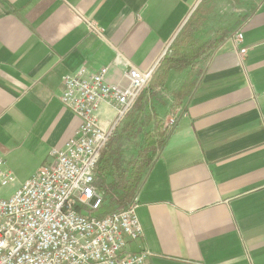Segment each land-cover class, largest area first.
<instances>
[{
  "label": "crops",
  "instance_id": "0c3cea01",
  "mask_svg": "<svg viewBox=\"0 0 264 264\" xmlns=\"http://www.w3.org/2000/svg\"><path fill=\"white\" fill-rule=\"evenodd\" d=\"M212 7L206 29L218 45L154 92L166 132L135 193L142 235L127 245L148 250L147 264H264V0ZM198 8L206 44L204 0H0V158L11 190L80 124L60 101L65 75L106 67L108 83L126 86L127 69L159 64ZM113 116L103 104L101 123Z\"/></svg>",
  "mask_w": 264,
  "mask_h": 264
},
{
  "label": "built area",
  "instance_id": "2783aa9c",
  "mask_svg": "<svg viewBox=\"0 0 264 264\" xmlns=\"http://www.w3.org/2000/svg\"><path fill=\"white\" fill-rule=\"evenodd\" d=\"M242 39L238 32L232 40L239 44ZM245 51L240 49L241 54ZM157 66L145 70L130 66L125 72L126 86L108 83L106 67L97 72L82 67L62 78L61 104L80 124L62 147L51 150L50 162L8 198L0 197V264L148 263V250L127 248L142 235L137 196L126 207L99 216L105 195L96 184V175L102 150L132 111ZM103 104L114 111L107 126L100 120ZM175 122L171 115L165 125ZM2 164L0 158V187L13 182Z\"/></svg>",
  "mask_w": 264,
  "mask_h": 264
},
{
  "label": "trees",
  "instance_id": "16d2710c",
  "mask_svg": "<svg viewBox=\"0 0 264 264\" xmlns=\"http://www.w3.org/2000/svg\"><path fill=\"white\" fill-rule=\"evenodd\" d=\"M210 11L211 8L204 9L205 29L209 24L208 14ZM199 13L200 9L198 8L185 23L160 60L155 75L139 94L133 106L134 110H132L136 112L137 118L142 117V119H145L151 116L149 113H152L155 128L145 133L143 144H134V153L130 154V158L126 156L128 149L124 147L125 143L122 136H116L115 134L119 129L113 132L101 152L97 165L96 184L104 192L105 199L97 212L99 216L118 208H124L131 202L143 174L152 165L162 146L166 128L154 110L155 89L165 90V80L170 70L182 71L194 66L201 57L206 53L208 54L221 40L213 39L207 41L206 44H200L196 35L203 27L204 20L199 18ZM183 87V85H178L175 90L169 93L173 106L180 104ZM156 102L160 103L161 101L159 102L157 99ZM142 124L141 122L140 126ZM142 130L140 128V131Z\"/></svg>",
  "mask_w": 264,
  "mask_h": 264
},
{
  "label": "rangeland",
  "instance_id": "374dc122",
  "mask_svg": "<svg viewBox=\"0 0 264 264\" xmlns=\"http://www.w3.org/2000/svg\"><path fill=\"white\" fill-rule=\"evenodd\" d=\"M214 3H216V0H206L204 9L205 10L206 8L213 9L212 6H214ZM213 16L215 17L213 25L217 26L218 15L216 14L215 16V14H211L210 17H213ZM210 36L213 37V34H210V29L209 30L206 29V43L207 41H209V39H211ZM132 111L123 120L122 124L120 125L119 130H117V132L115 133L116 136H122V139L125 143L124 147L128 149V153L126 155L127 158H130V154L134 153V144H137V143L143 144L145 133L155 128L154 127L155 122H154L152 113H149L151 115L150 117L148 116V118L142 119V117L137 118L136 114H134L135 112L133 111L132 113ZM160 113H162V110H160ZM141 122L144 124V125L142 124L143 126L142 125L140 126ZM140 128H142L143 130L140 131ZM125 139H128V140H125ZM14 190H11L10 185L2 186L0 187V197L8 198L14 192Z\"/></svg>",
  "mask_w": 264,
  "mask_h": 264
}]
</instances>
